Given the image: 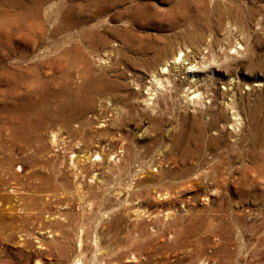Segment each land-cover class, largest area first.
Listing matches in <instances>:
<instances>
[{"label":"rangeland","instance_id":"374dc122","mask_svg":"<svg viewBox=\"0 0 264 264\" xmlns=\"http://www.w3.org/2000/svg\"><path fill=\"white\" fill-rule=\"evenodd\" d=\"M77 261L264 264V0H0V264Z\"/></svg>","mask_w":264,"mask_h":264},{"label":"bare ground","instance_id":"6f19581e","mask_svg":"<svg viewBox=\"0 0 264 264\" xmlns=\"http://www.w3.org/2000/svg\"><path fill=\"white\" fill-rule=\"evenodd\" d=\"M185 59H188L186 53H180L179 55L176 56V58H175V60L173 61V63H174V65H176V64H180V65H183V67H186V70H187L186 72L188 73V76L191 77L190 74L194 71V69H193V66H194V65H193V61H192V59L190 58V59H188L189 61L184 62ZM169 70H170V68H169L168 65H164V66L162 67V72H163V73H166L167 71L169 72ZM153 80H154L155 82H158V81H159L157 77H154ZM191 81H194V79H191ZM159 84H160V81H159ZM13 112H14V111H13ZM11 113H12V112H11ZM12 114H13V113H12ZM235 119H236V118H235ZM77 263L80 264V262H78V261H77Z\"/></svg>","mask_w":264,"mask_h":264}]
</instances>
